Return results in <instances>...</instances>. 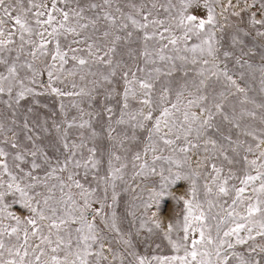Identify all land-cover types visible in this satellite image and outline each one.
I'll use <instances>...</instances> for the list:
<instances>
[{
  "label": "snow or ice",
  "instance_id": "1",
  "mask_svg": "<svg viewBox=\"0 0 264 264\" xmlns=\"http://www.w3.org/2000/svg\"><path fill=\"white\" fill-rule=\"evenodd\" d=\"M197 2L0 0V264H264V0H244L241 11L259 9L248 31L233 26L227 37L223 12L204 0L205 17L190 14ZM252 56L261 62L244 58ZM45 95L58 99L59 119L41 114ZM132 142L142 149L131 178L159 175L161 192L140 202L139 217L132 205L126 231L117 182L127 184ZM184 180V215L165 230L152 197ZM157 231L174 255L137 250Z\"/></svg>",
  "mask_w": 264,
  "mask_h": 264
},
{
  "label": "rangeland",
  "instance_id": "2",
  "mask_svg": "<svg viewBox=\"0 0 264 264\" xmlns=\"http://www.w3.org/2000/svg\"><path fill=\"white\" fill-rule=\"evenodd\" d=\"M232 5L234 7H227L229 4V0H219V3H216L215 0H210V3L216 8L217 13L223 12V16H218V20L220 23H225L224 17H227V22L229 24L228 27L225 28V36L230 35L235 28L233 26L239 27L241 29H244L245 31H248L246 26V21L249 15V11H258L259 4L256 5L255 8H252L250 10H244L245 8L244 0H231ZM249 4L252 3V0H247ZM225 7H227V11H225ZM240 11L241 16L243 17V22L239 17H236L234 15H231L232 12ZM189 13H195L198 17H205L206 15V9L204 8V0H198L196 4L192 6V8L189 9ZM219 35V33H218ZM195 38H193L189 43H197ZM245 44L249 47H252L257 41L253 40L252 36L246 37L244 40ZM225 46H227V39L224 41ZM223 50V49H222ZM254 51H258L257 49H254ZM237 55H239V52H237ZM245 59H249L253 63H260L258 56H252V57H244ZM228 68L231 69L233 72L238 73L240 69L237 65H235L233 62L228 63ZM191 66L189 67L188 71L191 72ZM234 78H237V82L241 84V86H245L244 82L238 78V76H235ZM42 79H46V74ZM68 80H71L72 77H67ZM173 79V88L183 83V79L181 77V74L179 72L176 73V75L172 78ZM77 83H79V80L77 79ZM217 90H219L220 86H215ZM252 87L254 89H258L259 84L258 81L252 84ZM118 91H122V87L118 85L117 87ZM255 93L250 92L249 95H254ZM119 99V97H117ZM42 104H48V109H40V112L42 115L47 116L49 114V111H53L57 113V119H59L58 115V108H59V101L57 98H54L50 95H45L40 97ZM65 103H67V100H65ZM139 105L133 104V107H138ZM84 107H87V105H84ZM239 108V105H237ZM0 108H3V105H0ZM197 111H199L197 109ZM75 110H71L69 112V115H74ZM97 130L100 131V125L96 124ZM140 140L143 141L144 134L138 133ZM215 139L216 137L213 136ZM49 140H52L54 142L55 140V134L48 137ZM47 143V140L45 141ZM98 147L104 149L107 151L110 147L109 142L107 139H100L97 141ZM129 151L126 153L127 161H128V168L126 171V181L127 184L123 182H117V192L119 194V201L116 207L117 215L122 218V224L121 227L123 230H133L134 231V225L132 224V217L128 214L131 209L132 205H139V207L136 209V216L139 217L143 211V205L140 204L142 200H147L149 198V193L155 192H161L160 189V177L159 175L155 176H147L146 178H140L137 177L134 180L131 178L133 176L134 170L131 167L132 162V156L136 151H139L142 149V143H136L132 142L131 144H126ZM50 154H52L50 150ZM118 154L125 155V153L120 152L118 150ZM167 155V153H165ZM149 161L151 160V157H148ZM201 158L197 156V154L192 153L191 154V164L193 168L196 167L197 162ZM107 156L104 158V163L102 165L101 171L104 172L105 168L107 167L106 164ZM167 168V162H158L157 170L159 169ZM138 170V169H137ZM174 171L176 169H173ZM167 174V173H165ZM198 184L203 183V180L197 181ZM130 186V187H129ZM190 186V181L184 180V181H178L176 184H173L170 188H166L164 190V193L158 197L154 196L152 197L155 206L150 210V214H155L156 218L159 219L162 222L163 228L166 230L167 225L169 222L176 223V220L178 218H182L184 215V205L182 201L177 200L178 197L184 196L188 198V188ZM127 188V190H125ZM75 191V190H74ZM203 190L200 189V195L198 196L199 199H203ZM18 198L9 196L8 202L11 204L12 209L16 214L20 215L22 218L26 217L29 213L26 209H24L18 202ZM111 203V200L108 201ZM93 207H98V205H93ZM107 211V209H106ZM7 222V221H6ZM179 235H183L182 232L178 233ZM146 233H141V236H145ZM174 234V238H175ZM191 239V237H190ZM151 247H146L145 244L142 242L137 243V250L144 255H174L175 252L169 245L168 241L163 238V235L161 232L157 231L156 234L152 237ZM159 244L160 247L157 248L156 245ZM114 247H117L114 245ZM182 254V253H181Z\"/></svg>",
  "mask_w": 264,
  "mask_h": 264
}]
</instances>
